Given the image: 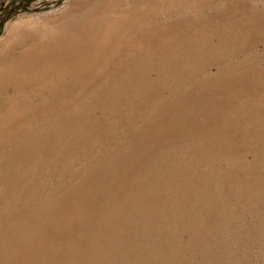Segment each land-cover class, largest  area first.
Segmentation results:
<instances>
[{
  "label": "rangeland",
  "instance_id": "rangeland-1",
  "mask_svg": "<svg viewBox=\"0 0 264 264\" xmlns=\"http://www.w3.org/2000/svg\"><path fill=\"white\" fill-rule=\"evenodd\" d=\"M0 264H264V0H0Z\"/></svg>",
  "mask_w": 264,
  "mask_h": 264
}]
</instances>
